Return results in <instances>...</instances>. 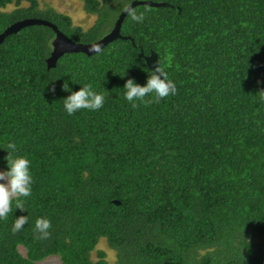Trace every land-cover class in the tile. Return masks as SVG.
Here are the masks:
<instances>
[{
    "label": "trees",
    "instance_id": "16d2710c",
    "mask_svg": "<svg viewBox=\"0 0 264 264\" xmlns=\"http://www.w3.org/2000/svg\"><path fill=\"white\" fill-rule=\"evenodd\" d=\"M83 1L97 16L87 30L38 0H0V33L38 17L97 41L122 5ZM149 1L166 5L134 7L143 23L126 15L128 38L93 54L49 65L56 34L38 24L0 43V167L15 143L33 177L25 211L14 200L0 219V264H264V0ZM152 51L176 92L133 108L124 85H146L153 69L140 53ZM88 84L103 107L69 115L63 99ZM40 217L47 240L36 238ZM103 238L114 262L97 250Z\"/></svg>",
    "mask_w": 264,
    "mask_h": 264
},
{
    "label": "clouds",
    "instance_id": "9594fccd",
    "mask_svg": "<svg viewBox=\"0 0 264 264\" xmlns=\"http://www.w3.org/2000/svg\"><path fill=\"white\" fill-rule=\"evenodd\" d=\"M122 5L121 11L127 13L133 22L143 23L145 15L137 12L132 6L133 0H119ZM99 51L98 48L93 49ZM65 91H71L67 82L63 85ZM125 98L133 108L139 105L136 101L144 102L147 105L150 102L158 103L161 99L175 94L176 86L173 81L168 79L164 69L158 63V66L151 70L146 85L138 84L134 79H128L124 85ZM55 89H53L54 91ZM154 94V99L148 101L145 98ZM261 98H264V91L259 92ZM104 96L93 90L92 85H84L79 91H72L69 96L63 99L66 112L71 115L82 109L99 110L103 107ZM8 155L7 170L0 171V219H7L9 212L12 211L13 201H17L16 207L25 211L22 197H29L32 193L33 177L30 171V161L24 156L13 155L17 152L15 143H8L6 148ZM28 223V217L21 215L15 219L12 232L17 233ZM51 221L47 218L40 217L35 221L34 231L37 233L36 238L47 240L51 233Z\"/></svg>",
    "mask_w": 264,
    "mask_h": 264
},
{
    "label": "water",
    "instance_id": "95a60500",
    "mask_svg": "<svg viewBox=\"0 0 264 264\" xmlns=\"http://www.w3.org/2000/svg\"><path fill=\"white\" fill-rule=\"evenodd\" d=\"M141 4L150 5L154 7L166 5V3L164 2H155L149 0H133L132 6L136 7L137 5H141ZM126 15L127 13L121 12L111 31L101 39L91 43L76 42L73 39H71L67 34L62 32L56 24L52 23L47 19L38 18V17L25 18L8 26L3 32L0 33V43L3 42L6 36H8L9 34L17 33L26 26L34 25V24L49 26L53 28L56 34V37L53 40L54 49L51 57L48 59L49 65H52L55 64V62L57 61L60 55L66 52L67 53L83 52L87 54H93L101 51L108 43L112 42L117 38H128L127 36H123L121 34L122 24ZM95 48H98L99 51H94L93 49ZM140 56H143L146 59V62L151 69H155L158 66V56L155 52L152 51L151 54L149 55L140 53Z\"/></svg>",
    "mask_w": 264,
    "mask_h": 264
},
{
    "label": "rangeland",
    "instance_id": "374dc122",
    "mask_svg": "<svg viewBox=\"0 0 264 264\" xmlns=\"http://www.w3.org/2000/svg\"><path fill=\"white\" fill-rule=\"evenodd\" d=\"M39 7L42 9L53 8L58 12L68 14L72 17L73 23L83 27L85 30L92 27L97 19L94 14H89L84 8L83 0H38ZM28 2H24V6H28ZM9 10L14 9L13 6L8 7ZM0 171L3 169L0 167ZM98 249H104L107 252L108 261L114 262L116 259V252L109 247L107 240L103 238L101 243H99ZM97 250L93 252L94 257L97 256ZM24 252V250L22 249ZM39 264H62L61 258L59 256H50L42 260Z\"/></svg>",
    "mask_w": 264,
    "mask_h": 264
}]
</instances>
